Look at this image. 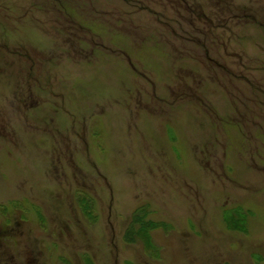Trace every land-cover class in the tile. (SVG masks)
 I'll list each match as a JSON object with an SVG mask.
<instances>
[{
	"label": "rangeland",
	"instance_id": "obj_1",
	"mask_svg": "<svg viewBox=\"0 0 264 264\" xmlns=\"http://www.w3.org/2000/svg\"><path fill=\"white\" fill-rule=\"evenodd\" d=\"M0 264H264V0H0Z\"/></svg>",
	"mask_w": 264,
	"mask_h": 264
},
{
	"label": "trees",
	"instance_id": "obj_2",
	"mask_svg": "<svg viewBox=\"0 0 264 264\" xmlns=\"http://www.w3.org/2000/svg\"><path fill=\"white\" fill-rule=\"evenodd\" d=\"M146 210L143 209V212H145ZM145 218H146V215L142 214L139 216V214H136V216H134L133 218V221H132V226L130 228V230L127 232V239H132L133 237H138V238H141L143 237V232L144 233H148L149 232V229H152V228H157L158 227V224L156 223H147L145 221ZM136 224H140L139 226V229L135 232V229H134V226Z\"/></svg>",
	"mask_w": 264,
	"mask_h": 264
}]
</instances>
